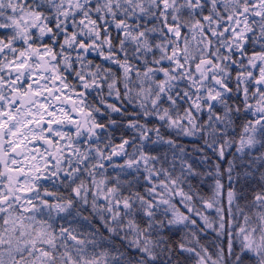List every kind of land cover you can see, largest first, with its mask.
<instances>
[{
    "label": "snow or ice",
    "instance_id": "1",
    "mask_svg": "<svg viewBox=\"0 0 264 264\" xmlns=\"http://www.w3.org/2000/svg\"><path fill=\"white\" fill-rule=\"evenodd\" d=\"M0 264H264V0H0Z\"/></svg>",
    "mask_w": 264,
    "mask_h": 264
}]
</instances>
